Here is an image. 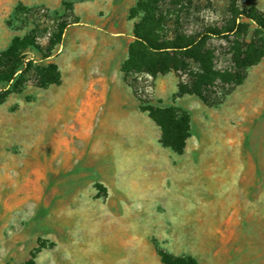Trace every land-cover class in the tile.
<instances>
[{"label":"rangeland","instance_id":"1","mask_svg":"<svg viewBox=\"0 0 264 264\" xmlns=\"http://www.w3.org/2000/svg\"><path fill=\"white\" fill-rule=\"evenodd\" d=\"M140 1L0 0V53L23 39L39 49L19 57L33 67L0 107V264H163L158 249L199 264H264V60L244 72L222 57L207 105L193 93L190 55L176 66L148 53L146 66L122 73L139 108L126 126L93 129L88 112L70 109L74 76L92 72L88 59L99 54L86 17L113 29L111 43L134 25L135 43ZM154 2L158 24L144 37L219 50L235 39L210 31L223 29L233 7L264 12V0ZM130 46L119 43L117 55L129 59ZM43 63L58 68L41 71L51 86L35 76ZM160 107L191 116L183 156L161 143L149 112Z\"/></svg>","mask_w":264,"mask_h":264},{"label":"trees","instance_id":"2","mask_svg":"<svg viewBox=\"0 0 264 264\" xmlns=\"http://www.w3.org/2000/svg\"><path fill=\"white\" fill-rule=\"evenodd\" d=\"M154 0H141L136 8L145 13L141 23L135 24L136 42L130 46L129 59L122 67V73L135 70L136 67L146 66L148 53L155 57H161L169 64L181 66L186 55H190L197 66V73L192 74L193 93L205 104H213L216 92L212 90L216 82L215 68L222 57H231L234 60L237 71H247L258 66L264 60V12L251 8L240 11L233 7L231 19L226 20V25L220 31H210L217 37L225 36L226 39L234 37L232 43H222L220 50L210 43H195L192 46H184L182 43H158L144 37V32L150 36L155 32L159 9ZM245 20V23L237 22ZM244 27L246 29L244 30ZM208 37V35H207ZM203 38V35L202 37ZM13 43L3 53H0V107L9 97L19 91V78L31 69L32 64L26 59L19 61L20 56H27V50L36 48L35 43H27V39ZM201 42V41H200ZM52 56H44V62ZM33 63V62H32ZM41 71L57 74L58 68L53 63H43L36 67L35 76H40ZM43 86H51L48 79L42 74ZM151 118L160 128L162 133L161 143L163 147L172 150L178 156H183L187 149L188 140L191 137V116L187 111L174 107H160L149 110ZM163 264H199L192 256H175L164 249H158Z\"/></svg>","mask_w":264,"mask_h":264},{"label":"crops","instance_id":"3","mask_svg":"<svg viewBox=\"0 0 264 264\" xmlns=\"http://www.w3.org/2000/svg\"><path fill=\"white\" fill-rule=\"evenodd\" d=\"M86 18L88 23H95L91 26L99 39L93 40L91 47L99 54L90 56L88 59V63L95 65L91 68L92 72L86 77L74 76V93H69L70 103L74 106L70 109L74 112H88L86 126L93 129L108 127L109 121H113L111 125L115 127L126 126L127 119L136 114L139 108L136 97L124 82L121 72L122 65L128 58H120L117 52L119 43H126V51L133 43L134 25L126 32L111 34L118 36V39L111 43V39H108L106 35L113 29L108 27L107 23L100 26V17L96 13ZM75 32L77 29H74ZM113 45L116 46L115 51L111 49ZM68 92V90H62L61 94L68 95ZM61 108L64 109V107ZM91 139L94 143L104 140L101 136H94Z\"/></svg>","mask_w":264,"mask_h":264},{"label":"bare ground","instance_id":"4","mask_svg":"<svg viewBox=\"0 0 264 264\" xmlns=\"http://www.w3.org/2000/svg\"><path fill=\"white\" fill-rule=\"evenodd\" d=\"M51 116V115H50ZM53 130H55L57 133H59V134H63V132H62V130L60 129V125H57V126H55V125H52V126H50L49 127V132L51 133V131H53ZM60 141V139H58L56 142H59ZM45 154L44 153H42V152H36V157L38 158V159H45ZM28 166L30 167V168H32V167H38L36 164H34V163H32V162H30L29 164H28ZM29 178V177H28Z\"/></svg>","mask_w":264,"mask_h":264}]
</instances>
